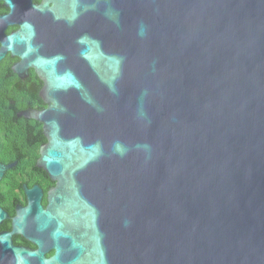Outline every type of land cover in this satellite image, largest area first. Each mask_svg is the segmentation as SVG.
Segmentation results:
<instances>
[{"label":"water","instance_id":"1","mask_svg":"<svg viewBox=\"0 0 264 264\" xmlns=\"http://www.w3.org/2000/svg\"><path fill=\"white\" fill-rule=\"evenodd\" d=\"M32 8L0 60L45 82L48 106L21 115L44 123L39 165L58 185L48 209L29 190L20 225L52 227L78 257L63 218L91 223L108 264H264V0ZM30 257L45 263L0 235V264Z\"/></svg>","mask_w":264,"mask_h":264},{"label":"flooded vegetation","instance_id":"2","mask_svg":"<svg viewBox=\"0 0 264 264\" xmlns=\"http://www.w3.org/2000/svg\"><path fill=\"white\" fill-rule=\"evenodd\" d=\"M44 1L13 0L16 8L12 9L5 0H0V50L1 37L18 31L24 21L33 23L32 6ZM20 60L21 58L13 55L11 51L0 60V68L10 72L17 82L14 88L0 89V103L5 104V110L13 118L12 120L0 118V126L10 127L9 133L0 130V171L1 164H13L4 169L5 174L0 181V209L4 214L0 220V235L5 234L12 246L38 252L45 261L44 264H91L102 258L108 264L110 254L107 250L109 246L107 237L102 236L103 242L98 246L93 239L97 234L99 236L102 234L96 233L91 223L86 230L83 225H77L71 218H63L66 228L86 247L78 257L77 253L70 249L67 238L56 239L53 236L52 227L38 231L31 221L20 225L22 222L20 218L30 203L29 190L38 186L39 202L44 209H48L51 192L58 185V181L39 165L42 147L49 140L44 123L35 117L21 115L28 109L42 110L48 106L42 95L45 82L33 66L24 70V76L17 72L14 66L19 64ZM58 252V258L53 259ZM38 260V257H30L31 264H40Z\"/></svg>","mask_w":264,"mask_h":264},{"label":"trees","instance_id":"3","mask_svg":"<svg viewBox=\"0 0 264 264\" xmlns=\"http://www.w3.org/2000/svg\"><path fill=\"white\" fill-rule=\"evenodd\" d=\"M17 86L16 79H14L10 72L7 70L0 68V89H8L14 88ZM0 118L2 120H12V116L8 111L5 110V104L3 102L0 103ZM15 118V115H14ZM0 130H4L5 132H10V127L0 126Z\"/></svg>","mask_w":264,"mask_h":264}]
</instances>
